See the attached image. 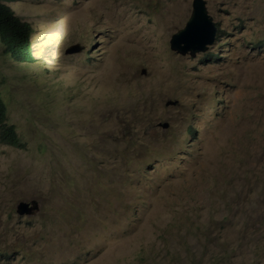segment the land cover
<instances>
[{
    "label": "rangeland",
    "instance_id": "obj_1",
    "mask_svg": "<svg viewBox=\"0 0 264 264\" xmlns=\"http://www.w3.org/2000/svg\"><path fill=\"white\" fill-rule=\"evenodd\" d=\"M192 1L9 3L0 264H264V0H207L218 59L170 47Z\"/></svg>",
    "mask_w": 264,
    "mask_h": 264
},
{
    "label": "trees",
    "instance_id": "obj_2",
    "mask_svg": "<svg viewBox=\"0 0 264 264\" xmlns=\"http://www.w3.org/2000/svg\"><path fill=\"white\" fill-rule=\"evenodd\" d=\"M14 1L16 0H0V39L5 52L12 59L25 61L30 58V45L28 41L30 29L27 23H22L15 15L9 4ZM7 113L6 103L0 99V124H4L0 139L13 146H22V141L17 134L16 127L6 122L8 118Z\"/></svg>",
    "mask_w": 264,
    "mask_h": 264
},
{
    "label": "water",
    "instance_id": "obj_3",
    "mask_svg": "<svg viewBox=\"0 0 264 264\" xmlns=\"http://www.w3.org/2000/svg\"><path fill=\"white\" fill-rule=\"evenodd\" d=\"M216 27L212 17L208 14L205 0L194 1V11L187 25L179 29L171 38V47L185 54L191 51L195 54L196 49H206L208 43L215 39ZM192 49V50H191ZM81 50L79 45H73L67 49V53H75ZM28 204L21 203L19 208L21 213L29 211Z\"/></svg>",
    "mask_w": 264,
    "mask_h": 264
},
{
    "label": "clouds",
    "instance_id": "obj_4",
    "mask_svg": "<svg viewBox=\"0 0 264 264\" xmlns=\"http://www.w3.org/2000/svg\"><path fill=\"white\" fill-rule=\"evenodd\" d=\"M194 1L195 0H193L192 1V11H191V14H190V17L188 18V21L186 22V24H185V26L187 25V23L190 21V19H191V17H192V15H193V11H194ZM206 1V8H207V11H208V14L212 17V19H213V23L215 24V27H216V33H215V39H214V41L212 42V43H208L207 45H206V49H196V52H195V54H192L191 53V51H188L187 53H185V54H182V53H180V52H178V51H176V50H174L172 47H171V39H170V47H171V49L173 50V51H175V52H177L178 54H181V55H183V56H187V55H189V56H191V57H196L198 54H204L205 56H209V57H212V58H214V59H218V58H220V53L218 52V51H215V52H213V51H209L210 50V48L213 46V45H215L217 42H218V39H219V34H220V37H221V34H223V31H220V29H219V27H218V25H217V23L215 22V20H214V18H213V16L209 13V10H208V6H207V0H205ZM15 2V1H14ZM12 3V2H11ZM184 26V27H185ZM184 27H182V28H184ZM182 28H179V29H182ZM178 29V30H179ZM177 30V31H178ZM176 31V32H177ZM175 32V33H176ZM30 34V33H29ZM174 34V33H173ZM173 34H172V36H173ZM172 36H171V38H172ZM79 45V44H78ZM80 46V45H79ZM81 47V46H80ZM82 48V47H81ZM257 48H259V47H257ZM69 49V48H68ZM192 50V49H191ZM67 51V50H66ZM79 52V51H78ZM65 53H67V52H65ZM75 53H77V52H75ZM67 54H73V53H67ZM30 58H32L31 56H30ZM29 58V59H30ZM29 59H26L25 61H27V60H29ZM0 99L1 100H3L4 102H5V100L3 99V97H2V95L0 94ZM6 103V102H5ZM178 103H179V100L178 99H170V100H168L167 101V105L169 106V105H175V106H177L178 105ZM7 105V104H6ZM8 114V113H7ZM6 122H7V124H9V125H13L14 127H16L15 126V124H12V123H9L8 122V118L6 119ZM4 125V124H3ZM3 125L2 124H0V135H2V130L4 129V127H3ZM162 125V127H165V128H167L168 126H169V123L168 122H165V123H162L161 124ZM16 131H17V128H16ZM17 134H18V132H17ZM19 135V134H18ZM1 140V139H0ZM22 141V140H21ZM1 142H3V141H1ZM3 143H5V142H3ZM7 144V143H6ZM8 145H10V144H8ZM10 146H13V145H10ZM25 146V144L23 143V141H22V146H19V147H17V146H13V147H16V148H23ZM258 187H259V189L256 191V193L255 192H253V198H254V200H255V203L257 202V201H259V200H261V199H263V192L261 191V189H260V180H259V182H258ZM21 203H26V204H28V209H29V211H24V214L25 215H35L38 211H39V209H40V203H39V201L38 200H36V199H32V200H30V201H20L18 204H17V206H16V211H17V213L19 214V215H23V213H21L20 212V210H19V208H20V206H21Z\"/></svg>",
    "mask_w": 264,
    "mask_h": 264
}]
</instances>
